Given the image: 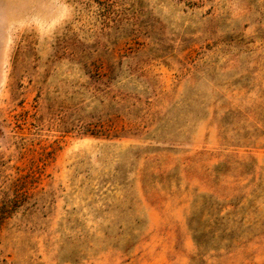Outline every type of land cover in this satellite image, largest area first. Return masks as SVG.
I'll list each match as a JSON object with an SVG mask.
<instances>
[{"label": "rangeland", "instance_id": "rangeland-1", "mask_svg": "<svg viewBox=\"0 0 264 264\" xmlns=\"http://www.w3.org/2000/svg\"><path fill=\"white\" fill-rule=\"evenodd\" d=\"M0 264H264V0H0Z\"/></svg>", "mask_w": 264, "mask_h": 264}]
</instances>
